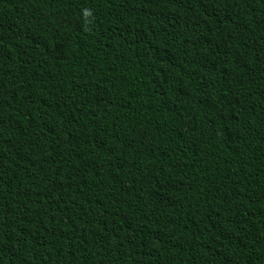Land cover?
I'll return each instance as SVG.
<instances>
[{
    "label": "trees",
    "instance_id": "1",
    "mask_svg": "<svg viewBox=\"0 0 264 264\" xmlns=\"http://www.w3.org/2000/svg\"><path fill=\"white\" fill-rule=\"evenodd\" d=\"M0 264H264V0H0Z\"/></svg>",
    "mask_w": 264,
    "mask_h": 264
}]
</instances>
